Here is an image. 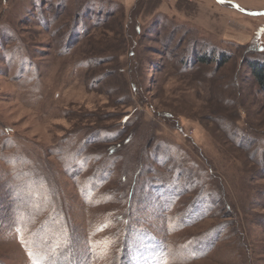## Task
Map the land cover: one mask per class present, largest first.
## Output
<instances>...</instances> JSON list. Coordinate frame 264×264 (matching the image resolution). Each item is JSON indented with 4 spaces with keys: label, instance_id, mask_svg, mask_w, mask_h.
<instances>
[{
    "label": "rangeland",
    "instance_id": "374dc122",
    "mask_svg": "<svg viewBox=\"0 0 264 264\" xmlns=\"http://www.w3.org/2000/svg\"><path fill=\"white\" fill-rule=\"evenodd\" d=\"M252 64L215 0H0V264H264Z\"/></svg>",
    "mask_w": 264,
    "mask_h": 264
},
{
    "label": "water",
    "instance_id": "95a60500",
    "mask_svg": "<svg viewBox=\"0 0 264 264\" xmlns=\"http://www.w3.org/2000/svg\"><path fill=\"white\" fill-rule=\"evenodd\" d=\"M218 3H222L225 5H229L235 9L240 10L241 12L248 14V15H252V16H256V15H264V10H256V11H248L246 9L241 8L237 3L232 2V1H227V0H223V2H221V0H215Z\"/></svg>",
    "mask_w": 264,
    "mask_h": 264
},
{
    "label": "trees",
    "instance_id": "16d2710c",
    "mask_svg": "<svg viewBox=\"0 0 264 264\" xmlns=\"http://www.w3.org/2000/svg\"><path fill=\"white\" fill-rule=\"evenodd\" d=\"M197 61H204V59L201 57L197 58ZM253 67L254 70V74L256 75L259 84L264 88V68L262 67H258L256 64H252L251 65Z\"/></svg>",
    "mask_w": 264,
    "mask_h": 264
},
{
    "label": "snow or ice",
    "instance_id": "6c2138e0",
    "mask_svg": "<svg viewBox=\"0 0 264 264\" xmlns=\"http://www.w3.org/2000/svg\"><path fill=\"white\" fill-rule=\"evenodd\" d=\"M221 2H223V0H221ZM63 246L64 247L68 246V239H67L66 235L63 238ZM57 247H59V245ZM29 255L34 256L35 253L30 252ZM55 255H56L55 252H53V256H55ZM34 264H36V261H34ZM53 264H56L55 260H53ZM61 264H69V261H62Z\"/></svg>",
    "mask_w": 264,
    "mask_h": 264
},
{
    "label": "crops",
    "instance_id": "0c3cea01",
    "mask_svg": "<svg viewBox=\"0 0 264 264\" xmlns=\"http://www.w3.org/2000/svg\"><path fill=\"white\" fill-rule=\"evenodd\" d=\"M231 7V6H230Z\"/></svg>",
    "mask_w": 264,
    "mask_h": 264
}]
</instances>
